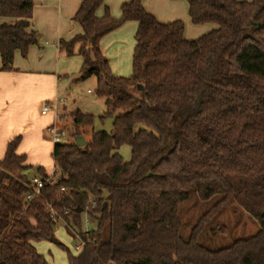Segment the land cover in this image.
Returning <instances> with one entry per match:
<instances>
[{
  "label": "trees",
  "instance_id": "obj_1",
  "mask_svg": "<svg viewBox=\"0 0 264 264\" xmlns=\"http://www.w3.org/2000/svg\"><path fill=\"white\" fill-rule=\"evenodd\" d=\"M35 1L0 0L8 19L0 23L2 71L14 70L17 51L27 57L31 46L42 47L32 29ZM186 1L194 24L217 28L190 40L182 20L160 22L142 0L124 3L119 19L108 7L97 16L104 0L81 1L74 20L83 31L59 48L82 58L76 81L96 77L106 107L100 118L112 116V130L93 129L84 146L55 143L61 179L30 201L28 170L41 177L45 170L17 152L22 135L8 142L0 161V264H52L33 243L50 240L59 221L85 242L75 255L57 242L68 264H264V0ZM129 21L137 25L132 73L121 76L100 41ZM71 117L74 140L96 118L81 109ZM192 191L203 201L221 197L184 239L180 205ZM236 204L260 229L217 250L203 246L207 225Z\"/></svg>",
  "mask_w": 264,
  "mask_h": 264
},
{
  "label": "crops",
  "instance_id": "obj_2",
  "mask_svg": "<svg viewBox=\"0 0 264 264\" xmlns=\"http://www.w3.org/2000/svg\"><path fill=\"white\" fill-rule=\"evenodd\" d=\"M81 1L36 0L32 29L40 34L42 47L31 46L27 57L17 51L14 55L13 71L1 70L0 56V161L4 157L8 142L18 135H22V141L17 152L26 154L27 165L44 168L43 162L35 158L33 151L38 152L39 147L45 144H49L51 155L55 143L48 140L47 128L54 122L58 124L57 118H63L64 115L60 117L58 114L59 117L55 118V114H43L41 109L46 102L66 99L60 94L61 86L70 88L71 83L79 77L82 58L65 55L59 48V42L82 33V26L74 20ZM129 1L104 0L97 16L103 17L105 7H108L110 15L119 19L122 16V5ZM142 4L160 22L182 20L185 24V37L190 40L217 28L213 23L194 24L189 16L186 0H142ZM6 20L8 19L0 17V23ZM136 27V22H126L100 41V49L117 75L127 76L129 73ZM64 107L67 109L66 105ZM72 112L74 110L70 113ZM45 173L49 174L51 171L45 170Z\"/></svg>",
  "mask_w": 264,
  "mask_h": 264
},
{
  "label": "rangeland",
  "instance_id": "obj_3",
  "mask_svg": "<svg viewBox=\"0 0 264 264\" xmlns=\"http://www.w3.org/2000/svg\"><path fill=\"white\" fill-rule=\"evenodd\" d=\"M129 76L132 73V61L128 67ZM96 77L91 76L89 78L75 81L71 83V87L60 88L61 96H65L61 102L57 114L62 115L63 118H57V127L63 129L68 140L75 142L71 136L74 133V124L71 117V111L80 108L82 111L92 113L95 115V122L93 127H89L84 138L87 140L90 138L91 131L94 130H106L110 132L113 126V117L107 116L101 119L105 111V102L103 98L96 95ZM67 106V109L64 107ZM53 113V112H51ZM54 116V113L52 114ZM59 117V116H58ZM48 140L52 141L50 137ZM49 144H45L43 147H39V151H33V155L36 159L43 162V166L46 171L52 172L55 169V164L49 153ZM35 148V147H34ZM120 153L124 160L128 161L131 157V149L128 145H124ZM36 166V165H35ZM28 174L32 176L33 170H28ZM221 196H215L208 201H203L199 198L196 191L190 192V197L181 203L180 214H181V236L187 239L191 233V229L199 220V218L210 209V207L220 198ZM82 229L90 230L93 225L89 222L88 217L83 215ZM260 229L259 222L239 205H233L223 209L205 228L200 236V243L211 249L217 250L232 244L235 240L241 238H247L254 235ZM72 229L68 231L66 224L63 221H59L54 236L58 241L66 245L71 252L77 254L76 246L80 244L79 231ZM34 246L37 251L45 256V258L52 264H68L67 252L57 243L50 240H43L34 242Z\"/></svg>",
  "mask_w": 264,
  "mask_h": 264
},
{
  "label": "built area",
  "instance_id": "obj_4",
  "mask_svg": "<svg viewBox=\"0 0 264 264\" xmlns=\"http://www.w3.org/2000/svg\"><path fill=\"white\" fill-rule=\"evenodd\" d=\"M62 100L63 99H57L53 102L44 103V105L42 106L41 112L43 114L53 112L55 114V118H57L58 117V114H57L58 110L57 109L59 107V102H61ZM47 135L52 139V141L54 143H68V142H70V140H68V138H67L66 132L63 129L57 127L56 122H54L52 125H50L47 128ZM59 179H61V174L56 167L51 173L46 174L45 177H41L39 175H32V177H31L32 188L28 192V194L26 195V199L28 201H30V200L40 196L41 190L43 189L44 186L54 184ZM61 190H64V188H62ZM94 205H95V202H92V206H94ZM50 212H51V216L53 217V220L55 222H57L58 220H57L55 211L52 208H50ZM85 231H87V230H85ZM84 246H85V242L81 240L80 244H78L76 246V250L79 251Z\"/></svg>",
  "mask_w": 264,
  "mask_h": 264
},
{
  "label": "water",
  "instance_id": "obj_5",
  "mask_svg": "<svg viewBox=\"0 0 264 264\" xmlns=\"http://www.w3.org/2000/svg\"><path fill=\"white\" fill-rule=\"evenodd\" d=\"M75 142L79 145V146H84L87 141L84 137H79V138H76ZM39 166H36L35 167V171L37 172ZM50 241L54 242V243H57L58 242V239L53 235L51 236L50 238Z\"/></svg>",
  "mask_w": 264,
  "mask_h": 264
}]
</instances>
